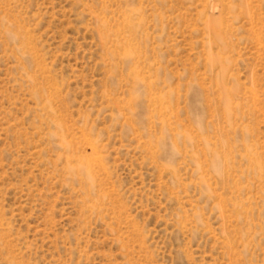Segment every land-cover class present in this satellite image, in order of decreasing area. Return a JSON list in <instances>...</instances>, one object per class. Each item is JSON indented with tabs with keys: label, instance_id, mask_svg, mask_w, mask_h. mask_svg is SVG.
I'll list each match as a JSON object with an SVG mask.
<instances>
[{
	"label": "rangeland",
	"instance_id": "1",
	"mask_svg": "<svg viewBox=\"0 0 264 264\" xmlns=\"http://www.w3.org/2000/svg\"><path fill=\"white\" fill-rule=\"evenodd\" d=\"M0 264H264V0H0Z\"/></svg>",
	"mask_w": 264,
	"mask_h": 264
},
{
	"label": "bare ground",
	"instance_id": "2",
	"mask_svg": "<svg viewBox=\"0 0 264 264\" xmlns=\"http://www.w3.org/2000/svg\"><path fill=\"white\" fill-rule=\"evenodd\" d=\"M215 9H216V4L215 3H212L211 12L214 11Z\"/></svg>",
	"mask_w": 264,
	"mask_h": 264
}]
</instances>
